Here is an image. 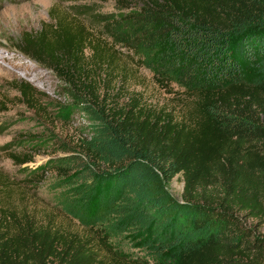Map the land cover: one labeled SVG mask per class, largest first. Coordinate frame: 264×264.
Listing matches in <instances>:
<instances>
[{"label":"trees","instance_id":"16d2710c","mask_svg":"<svg viewBox=\"0 0 264 264\" xmlns=\"http://www.w3.org/2000/svg\"><path fill=\"white\" fill-rule=\"evenodd\" d=\"M112 1L125 14L88 12L96 33L77 7L15 43L86 123L47 165L54 203L80 230L0 202V264H264V0ZM117 48L137 66L151 59L158 85L163 71L175 110L130 89ZM14 90L38 115L61 112L28 83ZM176 176L179 200L165 188Z\"/></svg>","mask_w":264,"mask_h":264},{"label":"rangeland","instance_id":"374dc122","mask_svg":"<svg viewBox=\"0 0 264 264\" xmlns=\"http://www.w3.org/2000/svg\"><path fill=\"white\" fill-rule=\"evenodd\" d=\"M77 7H83L79 11L84 14L80 16L83 25L95 33L97 30L91 27L88 12L112 15L116 19L125 14L115 9L112 0H0V202L15 215L27 213L40 223L67 230L80 228L78 222L53 201V176L47 167L48 159L60 147H70L72 135L81 131L86 123L83 115L62 96L61 84L53 73L23 56L14 46L22 33L35 32L48 23L49 13H68L69 8ZM119 51L122 52L119 64H123L130 75V89L139 92L148 104L175 110L180 90L163 71L160 70L159 76L162 84L158 85L149 69L151 59H144L143 65L137 66L136 57ZM19 83L30 84L51 103L59 104L61 112L44 105L45 114L38 115L25 107L14 90ZM11 152L32 155V162L15 166L6 156ZM165 188L179 200L180 177L171 179ZM128 253L139 254L132 249Z\"/></svg>","mask_w":264,"mask_h":264}]
</instances>
